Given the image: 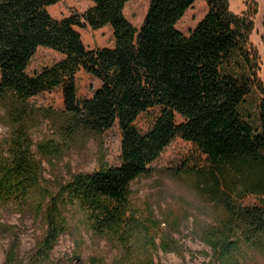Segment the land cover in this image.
<instances>
[{"label": "trees", "instance_id": "16d2710c", "mask_svg": "<svg viewBox=\"0 0 264 264\" xmlns=\"http://www.w3.org/2000/svg\"><path fill=\"white\" fill-rule=\"evenodd\" d=\"M62 1L0 0V101L15 128L0 167V209L36 189L30 100L61 88L65 108L58 130L65 138L102 137L115 126L122 134L120 166L75 175L62 188V203H77L95 233L126 243L138 224L130 213L132 184L181 138L207 157L199 186L224 208V218L204 236L213 264H241L250 252L264 255V81L252 40L257 0H246L241 15L231 0H205L208 13L189 36L177 25L198 0H150L140 29L125 15L133 0H89L93 6L83 15L58 20L49 8ZM86 26H110L115 46L88 49L77 31ZM40 48L64 58L31 76L27 70ZM82 70L102 85L80 102L76 77ZM252 96L259 98L255 113L247 106ZM154 108L161 114L143 135L136 122ZM250 196L257 202L243 204ZM66 229L61 205L53 202L40 259L49 258Z\"/></svg>", "mask_w": 264, "mask_h": 264}, {"label": "rangeland", "instance_id": "374dc122", "mask_svg": "<svg viewBox=\"0 0 264 264\" xmlns=\"http://www.w3.org/2000/svg\"><path fill=\"white\" fill-rule=\"evenodd\" d=\"M257 2L259 13L252 40L262 58L260 75L264 81V0ZM149 5L150 0L127 4L125 15L137 29L142 27ZM92 6L89 0H64L50 7L49 12L53 18L62 20L81 16ZM231 8L239 15L248 10L246 0H231ZM207 13L205 0H198L178 23V30L189 36ZM77 31L88 49L115 46L110 26L100 30L86 26ZM63 58L52 49L40 48L27 72L35 75ZM1 79L0 71V83ZM76 85L82 102L92 98L102 83L82 70L77 74ZM258 101L257 96H252L248 109L255 113ZM30 104L36 113L29 122L28 133L39 165V182L27 198L10 201L0 209V264H213V250L204 236L220 223L225 212L200 187L209 162L196 146L177 138L151 165V173L132 184L130 213L138 224L126 243L121 244L109 235L95 233L77 203L61 201L62 188L75 175L120 166L119 127L102 137L65 138L58 130V114L65 108L61 88L31 98ZM161 111L154 108L142 114L136 128L143 135L148 134ZM177 121L182 122L181 117ZM14 129L6 104L0 101V167L8 160ZM53 202L60 203L67 229L44 260L38 254L46 235L47 212ZM256 202L252 196L243 200L246 205ZM241 264H264V255L250 252Z\"/></svg>", "mask_w": 264, "mask_h": 264}]
</instances>
